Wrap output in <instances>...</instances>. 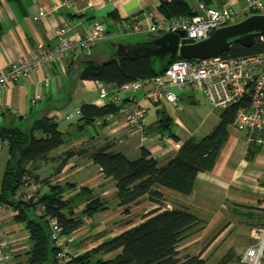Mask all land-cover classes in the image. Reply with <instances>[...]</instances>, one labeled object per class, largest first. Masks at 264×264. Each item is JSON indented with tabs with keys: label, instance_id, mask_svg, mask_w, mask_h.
Listing matches in <instances>:
<instances>
[{
	"label": "crops",
	"instance_id": "0c3cea01",
	"mask_svg": "<svg viewBox=\"0 0 264 264\" xmlns=\"http://www.w3.org/2000/svg\"><path fill=\"white\" fill-rule=\"evenodd\" d=\"M61 1L0 0V71L6 70L19 57L31 55L39 47L57 45V30L66 21L72 22V27L66 33L70 39L83 37L96 22L104 23L110 35L98 41L89 50L57 59L51 65L43 66L23 80L1 89L0 125L13 124L19 127L20 124L26 123L30 128L34 124L43 126L56 122L64 136L70 137L67 136L62 146L34 166V173L51 183L86 186L92 189L94 194L110 200L116 192L114 182L106 178L93 162V154L98 151L121 152L128 159L136 160L145 149L163 165L175 156L187 139L199 140L210 134L218 124L223 109L210 104L202 90H193L189 85L179 90L178 106L165 101H152L148 88H142L135 92L134 96L137 104L147 109L143 121L144 134L148 137L145 143H141L140 134L132 136L128 125L119 120V117H113L115 114L90 124L79 120L80 115L75 113V108L81 109L85 103L102 106L110 102L111 98H100L101 83L79 79L82 69L74 71V67L78 62L85 65L87 60L94 58L104 61L106 57L100 56L103 47L113 49L116 56L119 44L135 45L150 40L152 34L149 33L115 34L116 24L120 19H138L144 24H151L155 19L164 17L157 8L164 0H77L73 7H59L54 10ZM187 1L194 10L197 9L198 3L202 2ZM89 2L92 5H89ZM210 3L215 7L231 6L234 9H240L244 5L241 0H211ZM42 9L46 10L45 16L34 20L33 17ZM137 35H146L149 38L135 40L133 36ZM127 94V91H122V95ZM37 96L39 98L34 103L33 100ZM72 112L74 115L69 117ZM37 134L41 133L38 131ZM63 159L66 160L65 165L59 168ZM7 160L8 147L0 142V191ZM262 186L264 148L257 142L256 134L242 133L231 125L228 128V139L216 159L214 168L197 175L190 194L160 189L166 198V208H186L204 222L203 229L187 238L203 235L210 227L216 231L207 245H193L183 252L178 249L180 255H197L205 259L206 264H243L242 255L251 245L250 229L264 224L263 213L257 207L262 198ZM113 206L110 205L108 210L96 213L87 219L82 227L73 231L69 236L72 254L92 249L103 239L139 224L144 220L143 215L158 207V204L143 195L130 205L128 213L124 211L125 207ZM135 213L139 216L132 218ZM14 214L11 208L2 206L0 228L8 235L9 248L19 264H27L32 242L24 225L14 219ZM241 215L244 219L238 217ZM116 220L122 221L123 227H120V230H108ZM231 225L235 234L229 239L233 231L227 235L226 233ZM246 228L248 234L244 232ZM225 235L230 241L224 250L227 253L219 249L220 244L226 241H221ZM217 250L221 251L220 255ZM119 252L120 249L107 253L102 259H111ZM213 257H219L218 261H213ZM0 264L3 263L0 261Z\"/></svg>",
	"mask_w": 264,
	"mask_h": 264
},
{
	"label": "trees",
	"instance_id": "16d2710c",
	"mask_svg": "<svg viewBox=\"0 0 264 264\" xmlns=\"http://www.w3.org/2000/svg\"><path fill=\"white\" fill-rule=\"evenodd\" d=\"M201 1L214 6L211 5V0ZM157 8L165 18H190L196 14L187 0H164ZM155 36L150 37L152 39ZM261 53H264V42L258 37L251 46L232 42L222 55L244 57ZM177 59L182 57L177 56L175 60ZM164 65V62H154L153 57L147 55L114 56L101 62L87 60L79 72V79L119 87L133 80L158 75ZM248 105L249 95L223 109L218 124L210 134L199 140L187 139L175 156L163 165L145 149L136 160L128 159L121 152L98 151L93 154V162L106 178L114 182L116 192L110 199L111 202L94 194L86 186L51 183L34 173V166L65 142L64 133L56 122L43 126L34 124L27 130L13 124L0 125V142L8 147L0 206L11 208L15 213L14 219L22 223L29 233L32 246L27 264H57V248L50 238L47 215L59 219L63 235L69 241L73 231L82 227L96 213L108 210L110 205L125 207L124 211L128 213L130 205L143 195H147L158 207L147 211L139 224L103 239L96 247L76 255L70 251L71 259L68 264H206L205 259L194 254L182 256L178 250L181 241L203 229L204 222L186 208H166V198L160 189L190 194L197 175L214 168L228 139V128L235 124L238 110ZM122 106L123 104L111 101L102 106L85 103L81 106L79 120L90 124L116 114ZM38 131L40 135L37 134ZM65 161L63 159L59 163V168L64 167ZM33 183L42 188L35 191V198L27 200L25 195L28 191L25 188ZM38 204L46 206V212L42 215L36 213ZM259 210L264 216V210ZM78 211L82 217L77 214ZM119 249L120 252L115 257L102 259L103 255Z\"/></svg>",
	"mask_w": 264,
	"mask_h": 264
},
{
	"label": "built area",
	"instance_id": "2783aa9c",
	"mask_svg": "<svg viewBox=\"0 0 264 264\" xmlns=\"http://www.w3.org/2000/svg\"><path fill=\"white\" fill-rule=\"evenodd\" d=\"M244 1L240 9H234L231 6L214 7L199 2L195 10L196 14L190 18L160 17L151 24H144L138 19L135 21L120 19L116 24L115 34L138 32L160 35L182 31L186 38L199 42L207 39L215 29L233 24L231 23L233 18L243 17L244 19L253 14H264V0ZM76 3L77 0H62L53 9L70 8ZM89 5L92 3L89 2ZM45 14L46 10L42 9L33 19L38 20ZM71 23L66 21L58 28L57 45L39 47L31 55L19 57L6 70L0 71V90L11 83L23 80L43 66L51 65L57 59L82 50H89L98 41L110 35L104 23L96 22L83 37L70 39L66 33L72 27ZM187 85L193 90H202L210 104L222 109L229 108L249 95V105L238 110L234 126L242 133L256 134L257 142L264 148V53L244 57L221 55L199 60L177 59L162 74L133 80L119 87L101 83L99 96L102 99L110 97L111 102L123 104L113 117L123 120L128 125L130 134L132 136L140 134L141 143H145L148 137L144 134L143 121L147 115V109L137 104L134 93L142 88H148V95L152 101H165L178 106V92ZM122 91H127L128 94L124 96ZM38 98L39 96L33 102L35 103ZM75 113L81 115V109L75 108ZM73 115L72 112L69 117ZM111 115L104 119L110 118ZM26 187L29 189L28 192L26 191L25 199L35 198V191L40 185L33 183L30 187ZM260 194L262 198L257 207L264 210V186L260 188ZM35 210L38 215H42L46 212V206L38 204ZM46 220L51 241L57 248V264H68L71 259V249L68 238L63 235V226L55 216L47 215ZM250 238L251 245L242 255V263L264 264V224L252 227ZM0 261L3 264H19L9 248L8 235L1 228Z\"/></svg>",
	"mask_w": 264,
	"mask_h": 264
},
{
	"label": "water",
	"instance_id": "95a60500",
	"mask_svg": "<svg viewBox=\"0 0 264 264\" xmlns=\"http://www.w3.org/2000/svg\"><path fill=\"white\" fill-rule=\"evenodd\" d=\"M258 37L264 42V14H253L239 22L215 29L207 39L199 42L186 38L185 33L180 31L167 32L135 45L119 44L116 56H151L154 62L165 63L159 72L162 74L177 56L188 60L215 58L226 52L232 42L251 46Z\"/></svg>",
	"mask_w": 264,
	"mask_h": 264
},
{
	"label": "rangeland",
	"instance_id": "374dc122",
	"mask_svg": "<svg viewBox=\"0 0 264 264\" xmlns=\"http://www.w3.org/2000/svg\"><path fill=\"white\" fill-rule=\"evenodd\" d=\"M241 2H242V4H244V2L245 1H243V0H241ZM242 18L243 17H241V18H233L232 20H231V23H235V22H238V21H240V20H242ZM134 38H135V40H141V39H147V38H149L148 36H146V35H137V36H133ZM101 52V54H100V56H103V57H106L105 58V61H107V60H109V59H111L112 57H114L115 56V53H114V50L113 49H111V50H108V48H104L103 47V50H101L100 51ZM93 59V58H92ZM94 60L95 61H103V60H100L99 58H94ZM84 67V65L83 64H80V62H78L77 63V65L74 67V71H77V70H79V69H82ZM206 105H208L207 103H206ZM150 106H152L151 104H150ZM19 127L20 128H22V129H24V130H27V129H29L28 127H27V124L26 123H23V124H20L19 125ZM92 128H93V126H92ZM68 136V135H67ZM66 135L64 136V139L66 140L68 137H70V136H68L67 137ZM56 150V149H55ZM77 203V202H76ZM78 210V209H77ZM79 216H81V213H80V211H78V213H77ZM233 215V214H232ZM135 216V217H134ZM137 216H139V215H137ZM136 216V213L133 215V216H131L132 218H136L137 217ZM82 217V216H81ZM233 218H234V221H236V217L233 215L232 216ZM239 218H241V219H244V218H242V215L241 216H238ZM246 217V216H245ZM86 223V222H85ZM121 223H122V221H120V220H116V221H114L109 227H108V230H110V231H112V230H115V229H121L120 227H123L122 225H121ZM234 229V227H233V225H231L229 228H228V232L226 233V235L229 233V232H231V231H233L231 234H230V236H229V239L231 238V237H233L234 236V234H235V230H233ZM244 232L245 233H247L248 234V228H246V229H244ZM215 233H216V231H215V229H213L212 227H210V228H208L207 230H206V233L205 234H203V235H199V236H196V237H191V238H185V240H183L182 242H180V244H179V246H178V249H180V251H188V249L191 247V246H193V245H203V244H206L207 245V242L208 241H210V240H212L213 239V237H214V235H215ZM226 235L225 236H223L222 238H221V241H223V240H226V241H223L221 244H220V246H219V249L221 250V251H224L226 248H227V246H228V244L227 243H229L230 241H229V239H226L227 237H226ZM235 240V239H234ZM238 240H240V239H238ZM221 241H219V242H221ZM237 242H239V241H237ZM220 250H217V254H219L220 255ZM224 253H227L226 251H224ZM222 255H223V253H222ZM212 256V254L209 256V257H211ZM209 257L207 258V259H209ZM218 259H219V257H217V258H214L213 257V261L214 260H216V261H218ZM211 260V261H212Z\"/></svg>",
	"mask_w": 264,
	"mask_h": 264
}]
</instances>
